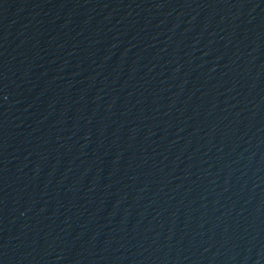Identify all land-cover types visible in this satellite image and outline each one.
I'll use <instances>...</instances> for the list:
<instances>
[{
    "label": "water",
    "instance_id": "1",
    "mask_svg": "<svg viewBox=\"0 0 264 264\" xmlns=\"http://www.w3.org/2000/svg\"><path fill=\"white\" fill-rule=\"evenodd\" d=\"M0 264H264V0H0Z\"/></svg>",
    "mask_w": 264,
    "mask_h": 264
}]
</instances>
